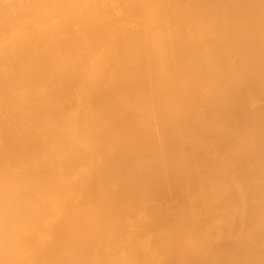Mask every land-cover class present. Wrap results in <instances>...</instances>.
<instances>
[{"label": "bare ground", "instance_id": "bare-ground-1", "mask_svg": "<svg viewBox=\"0 0 264 264\" xmlns=\"http://www.w3.org/2000/svg\"><path fill=\"white\" fill-rule=\"evenodd\" d=\"M0 264H264V0H0Z\"/></svg>", "mask_w": 264, "mask_h": 264}]
</instances>
